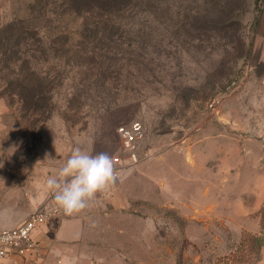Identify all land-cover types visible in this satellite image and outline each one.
Returning a JSON list of instances; mask_svg holds the SVG:
<instances>
[{"label": "rangeland", "instance_id": "rangeland-1", "mask_svg": "<svg viewBox=\"0 0 264 264\" xmlns=\"http://www.w3.org/2000/svg\"><path fill=\"white\" fill-rule=\"evenodd\" d=\"M260 1L124 0L80 13L67 0H0L1 25L29 17L26 26L40 30L46 51L31 40L30 66L53 81L45 121L0 95V204L18 220L57 206L46 182L73 149L126 159L117 128L138 121L149 155L89 202L112 213L110 250L99 239L74 264H217L234 253L242 240L232 222L207 217L190 198L205 178L184 181L170 165L216 169L245 137L264 152V62L251 59ZM258 215L264 220V206ZM262 249L236 264H260Z\"/></svg>", "mask_w": 264, "mask_h": 264}, {"label": "crops", "instance_id": "crops-1", "mask_svg": "<svg viewBox=\"0 0 264 264\" xmlns=\"http://www.w3.org/2000/svg\"><path fill=\"white\" fill-rule=\"evenodd\" d=\"M261 6L251 54L254 64L264 62V0ZM199 138L196 149L201 162L204 163L207 142L203 135ZM259 150L257 139L245 137L241 138L238 144L232 145L231 156L227 162L222 160V164H217L216 169L209 166L200 168L197 162L186 166L173 165V158L170 169L178 171V178L184 181L194 182L195 179L201 181V178H205L200 192L190 198L194 200L195 196V199L204 204L208 210L207 217L232 222L233 233L240 238L244 230L253 233L261 230L258 212L264 206V152ZM164 158V155L159 157L160 160ZM161 183L164 189L169 181L164 179ZM93 203H89L84 210L67 216H63L61 209L55 206L60 212L34 233L38 242L37 252L26 257L12 255L1 259L0 264H74L81 257L77 255L78 252H87L99 239L103 248L101 251H109L111 245L105 242V235L113 232L112 226H109L112 213L106 211L107 208L103 204L96 208ZM0 205L1 229L20 225L35 210H28L24 219L18 220L11 216L12 208L9 203ZM36 206L37 203L34 204V207ZM260 264H264V247Z\"/></svg>", "mask_w": 264, "mask_h": 264}, {"label": "trees", "instance_id": "trees-1", "mask_svg": "<svg viewBox=\"0 0 264 264\" xmlns=\"http://www.w3.org/2000/svg\"><path fill=\"white\" fill-rule=\"evenodd\" d=\"M261 0V4H262ZM69 5H73L80 13H85L94 9L105 10L114 9L124 5V0H67ZM44 5L39 8L38 16L45 17L49 8ZM37 8L35 4L33 9ZM261 12V11H260ZM29 17L16 19L7 25L0 24V95L14 100L16 98L26 111L32 114L40 113L43 121L48 119L52 113L51 91L53 81L42 75L37 69L32 68L31 57L33 54L27 46L31 40L38 44L39 52L46 51L44 39L39 29L32 30L26 26ZM259 17L257 20V25ZM8 69L9 72L4 71ZM3 73V75H1ZM261 218V230L258 233L247 231L249 243H245L241 234V245L230 256L222 257L217 264H236L244 256L243 254L261 253L264 247V220ZM243 252L242 255H238ZM259 256H257V260Z\"/></svg>", "mask_w": 264, "mask_h": 264}, {"label": "clouds", "instance_id": "clouds-1", "mask_svg": "<svg viewBox=\"0 0 264 264\" xmlns=\"http://www.w3.org/2000/svg\"><path fill=\"white\" fill-rule=\"evenodd\" d=\"M120 178L121 172L108 153L93 154L77 147L58 172L47 179L46 187L57 206L71 215L84 210L90 201Z\"/></svg>", "mask_w": 264, "mask_h": 264}, {"label": "built area", "instance_id": "built-area-1", "mask_svg": "<svg viewBox=\"0 0 264 264\" xmlns=\"http://www.w3.org/2000/svg\"><path fill=\"white\" fill-rule=\"evenodd\" d=\"M117 134L122 149L128 153L126 159L120 155L111 156L118 171L121 172L125 167L136 165L149 155L148 152L143 153L140 149V142L146 134L141 122L135 121L121 125L117 128ZM58 213L59 208L44 206L32 211L20 225L0 229V260L12 255L20 257L34 255L38 249V242L34 238L35 231Z\"/></svg>", "mask_w": 264, "mask_h": 264}]
</instances>
